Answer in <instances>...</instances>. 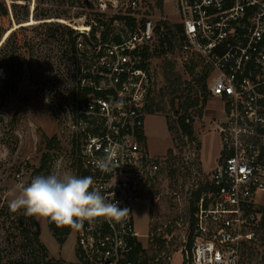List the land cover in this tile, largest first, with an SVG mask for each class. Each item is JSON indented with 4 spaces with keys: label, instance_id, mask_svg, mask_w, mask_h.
Instances as JSON below:
<instances>
[{
    "label": "built area",
    "instance_id": "1",
    "mask_svg": "<svg viewBox=\"0 0 264 264\" xmlns=\"http://www.w3.org/2000/svg\"><path fill=\"white\" fill-rule=\"evenodd\" d=\"M79 1L114 17V30L93 42L86 28L88 47L67 49L72 70L50 80L51 112L63 122L72 173L91 176L94 190L130 212L72 227L75 259L62 264H264V0ZM165 61L193 88L203 76L221 107L218 161L208 188L190 197L176 249L157 232H139L133 212L166 158L150 156L144 132ZM103 157L112 171L96 166Z\"/></svg>",
    "mask_w": 264,
    "mask_h": 264
},
{
    "label": "rangeland",
    "instance_id": "2",
    "mask_svg": "<svg viewBox=\"0 0 264 264\" xmlns=\"http://www.w3.org/2000/svg\"><path fill=\"white\" fill-rule=\"evenodd\" d=\"M0 5L6 13L0 10V56L5 59L6 70L0 69V95L4 101L0 104V186L5 187L1 199L9 205L12 192L26 185L27 181L24 167L18 175H12L13 165L28 163L37 166L48 138L56 136L59 140L58 147L50 152L53 158L51 172L54 168L73 172L63 122L51 112L54 98L50 80L63 77L65 73L69 75L72 70L71 60L60 57L65 49L60 37L62 27L76 33L88 28L89 38L93 41L90 23L97 13L94 7L90 8L79 0H0ZM167 9L175 18L171 7ZM109 15L105 16L106 20ZM109 28L114 30L112 26ZM101 31H95L96 40L101 39ZM76 41H83L88 47L86 37L85 41L82 37ZM161 85L160 80L155 85L154 103L159 100ZM191 92L199 95V86L192 88ZM220 108L218 99L208 97L202 117L195 119L193 141L175 149L173 159L166 154L172 147V138L167 130L165 111L154 110L146 115L147 150L156 160L166 158L159 165L158 177L150 188L149 197L134 204V223L139 232H157L169 238L175 249L183 243L181 236L187 232V212L192 205L190 197L208 179L220 154L217 117ZM166 111L173 114L168 107ZM34 218L46 257L37 252L23 254L12 248L3 231L7 226L4 222L3 227L0 225V255L4 260L21 255L23 264L35 261L39 264L45 261H51V264L73 262L75 237L72 231L60 245L49 230L46 219Z\"/></svg>",
    "mask_w": 264,
    "mask_h": 264
},
{
    "label": "trees",
    "instance_id": "3",
    "mask_svg": "<svg viewBox=\"0 0 264 264\" xmlns=\"http://www.w3.org/2000/svg\"><path fill=\"white\" fill-rule=\"evenodd\" d=\"M161 0H159V3ZM88 7H91L90 4L87 3ZM0 10L5 13V9L0 5ZM114 17L106 20L105 16L96 14L94 18L91 19L90 29L92 38L95 39L94 33L97 29L102 27L101 31V41H106L109 37V26L113 22ZM132 21L130 17L125 18V22L129 24ZM89 22V19H88ZM63 29L60 32V37L62 42V47H65L64 50L61 51V58H65L68 54L67 49L71 51L73 47H76L77 39L81 37V33H76L72 29L68 27H62ZM2 33V28L0 27V36ZM115 41H118L115 38ZM1 54V53H0ZM0 69L4 72L5 70V59L1 55L0 56ZM191 69H189V72ZM162 77V86L158 91L159 100L154 103V101H150L146 105V109L148 114L153 113L154 110L158 112L165 111V122L167 126V130L171 134L172 138V147L167 150V155L170 156L171 159L175 157L174 152L175 149H181L186 145L189 141H193L194 139V122L196 118L202 117L203 109L205 103L208 99V93L206 91V86L204 84V77L198 78V86H199V95H194L191 92L192 86H189V82L184 81L182 75L176 71L175 66L172 62L165 61L164 66L161 71ZM189 86V87H188ZM1 94V88H0ZM166 99V102L163 101ZM2 97L0 95V104H3ZM173 111V114H167L166 108ZM59 140L56 136L50 137L47 139L44 145V149L39 158V162L37 166L30 165L28 163L21 165H13L11 172L12 175H18L21 172V169L24 167L25 172L27 174L26 184L31 181V179L37 175H48L51 173L53 158L50 153L51 150L58 147ZM1 164V163H0ZM170 174V172H169ZM208 188V183L205 182L202 186L198 187V190L195 191L194 197L196 199L199 198L200 192ZM5 190V187L0 186V225L3 227L4 222H7V226L3 230L7 237L6 239L10 240V245L12 248L21 251L23 254L27 253H40L42 257H46L45 248L39 240V231L37 230V223L34 217L27 216L24 214L23 209L20 211L13 212L9 205L5 204L1 199V194ZM193 205V203H191ZM190 205V208L187 212L188 216L191 215L193 206ZM47 226L51 231L52 235L58 242V244L62 245L67 236L71 233L72 227L69 226H60L55 222H52L46 219ZM160 235L156 237V243L160 242ZM190 241V240H189ZM190 244V242H189ZM30 249V251H28ZM152 252V247L150 249ZM29 255V254H28ZM4 262V263H2ZM24 260L22 256H17L11 259L4 260V258L0 255V264H23ZM31 264H39L38 262H32ZM43 264H51V261H45ZM55 264H61V262H57Z\"/></svg>",
    "mask_w": 264,
    "mask_h": 264
},
{
    "label": "clouds",
    "instance_id": "4",
    "mask_svg": "<svg viewBox=\"0 0 264 264\" xmlns=\"http://www.w3.org/2000/svg\"><path fill=\"white\" fill-rule=\"evenodd\" d=\"M112 171V160L100 158L96 165ZM91 176H78L69 171L53 169L48 175H37L26 185L12 192L9 207L13 212L45 218L60 226L80 228L85 221L97 218L119 222L130 212L119 202H108L99 190L93 189Z\"/></svg>",
    "mask_w": 264,
    "mask_h": 264
}]
</instances>
